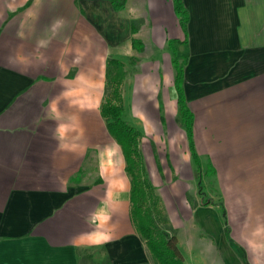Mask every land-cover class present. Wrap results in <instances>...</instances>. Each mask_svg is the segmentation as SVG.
<instances>
[{"label":"crops","instance_id":"crops-1","mask_svg":"<svg viewBox=\"0 0 264 264\" xmlns=\"http://www.w3.org/2000/svg\"><path fill=\"white\" fill-rule=\"evenodd\" d=\"M182 3L185 31L172 0H0V264L150 262L100 114L109 57L126 119L187 142L172 58L185 61L193 163L220 202L194 207L184 263L264 264V0Z\"/></svg>","mask_w":264,"mask_h":264},{"label":"trees","instance_id":"trees-1","mask_svg":"<svg viewBox=\"0 0 264 264\" xmlns=\"http://www.w3.org/2000/svg\"><path fill=\"white\" fill-rule=\"evenodd\" d=\"M115 9H121L124 0H110ZM174 12L185 31L188 13L182 0H172ZM132 32L135 27L132 26ZM132 47L141 50V42L131 39ZM132 62L133 58L130 59ZM185 61L172 58L174 67L173 84L177 94V122L186 133L190 155L198 162L192 139L193 117L189 110L182 87L183 66ZM126 71L123 63L109 57L106 61V81L104 97L100 105V114L106 121V127L112 138L119 144L125 162V172L130 179V216L142 242L145 244L151 263L143 264H185L176 241V236L166 234V218L158 209V198L153 193L154 187L147 179L140 151L141 132L129 125L123 118L121 85ZM211 172L209 169L208 174ZM107 264L109 262L107 261Z\"/></svg>","mask_w":264,"mask_h":264},{"label":"rangeland","instance_id":"rangeland-1","mask_svg":"<svg viewBox=\"0 0 264 264\" xmlns=\"http://www.w3.org/2000/svg\"><path fill=\"white\" fill-rule=\"evenodd\" d=\"M123 117L129 125L136 128L134 121L126 119V109H123ZM159 128L148 127L149 132L144 131L140 139L144 170L154 187L153 193L158 198V209L166 218V234L176 236L180 252L187 256V252L194 249V207L200 202H205L217 208L220 198L208 180L210 177L205 181L203 175L204 181H198L197 173L204 169V166L195 168L190 151L188 152V141L186 142L185 138L180 140L177 134L160 133ZM172 130H176V133L179 131L176 126H173ZM173 143L175 147L172 146ZM185 174L188 176L185 177Z\"/></svg>","mask_w":264,"mask_h":264}]
</instances>
